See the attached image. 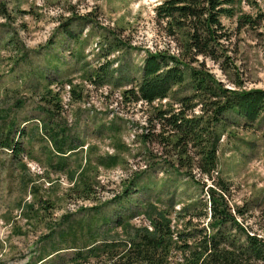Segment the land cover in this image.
<instances>
[{
  "label": "rangeland",
  "instance_id": "obj_1",
  "mask_svg": "<svg viewBox=\"0 0 264 264\" xmlns=\"http://www.w3.org/2000/svg\"><path fill=\"white\" fill-rule=\"evenodd\" d=\"M161 1L0 0V264H114L103 254L87 257L89 248L107 241L122 251L161 217L174 232L192 220L213 233L209 187L216 178L227 188L221 193L217 185V198L225 197L246 232L264 239V111L252 123L226 111L216 125L213 179L175 171L160 145L141 140L152 106L125 92L141 81L149 50L178 52L157 22ZM237 8L222 18L232 33L228 58L185 60L222 89H264V23L238 22L240 14L264 13V0ZM191 72L154 105L177 108L189 96L201 114L209 98ZM218 229L246 244L233 222Z\"/></svg>",
  "mask_w": 264,
  "mask_h": 264
},
{
  "label": "trees",
  "instance_id": "obj_2",
  "mask_svg": "<svg viewBox=\"0 0 264 264\" xmlns=\"http://www.w3.org/2000/svg\"><path fill=\"white\" fill-rule=\"evenodd\" d=\"M242 1L162 0L155 8L157 22L166 35L175 40L178 52L149 50L142 67L141 81L125 92L128 100L152 106L148 118L150 128L142 134L141 140L145 144L156 142L161 147L158 154L170 163V167L193 178L197 174L215 178L220 143L216 125L223 121L226 111H236L249 123L256 121L264 111V89H222L208 72L193 68L185 60L197 61L199 56L214 61L228 58L226 41L231 39L232 33L222 18L235 16ZM238 22L240 27L264 23V13L258 12L255 16L240 14ZM186 68L192 71L197 91L209 98L201 108L202 113L192 112L194 98L189 96L179 98L180 106L177 108L154 105L157 100L169 98L173 88L186 81ZM69 86L73 99L75 87ZM56 145L62 151L63 145ZM21 149L15 143L12 151L19 155ZM214 181L216 185L209 187L213 233H208L206 228L199 229L192 220L187 230L174 232L171 221L161 217L153 221L154 230H137L122 251H117L119 244L116 242L106 241L89 248L87 257L103 254L114 264H257V260H264V239L241 227L224 201L225 197L220 194L217 198V185L221 193L227 189L224 180L216 178ZM239 213L242 214L241 210ZM229 222L245 231L246 244L232 242L222 229L215 232Z\"/></svg>",
  "mask_w": 264,
  "mask_h": 264
}]
</instances>
